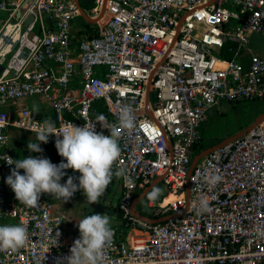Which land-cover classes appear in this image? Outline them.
<instances>
[{"label": "built area", "instance_id": "1", "mask_svg": "<svg viewBox=\"0 0 264 264\" xmlns=\"http://www.w3.org/2000/svg\"><path fill=\"white\" fill-rule=\"evenodd\" d=\"M1 15L0 223L25 226L29 242L0 251V264H65L78 239L64 237L63 217L43 194L36 207L16 200L5 183L14 165L2 160L12 158L8 134L27 132L38 142L36 123L51 119L57 128L97 124L109 135L97 117L118 125L122 105L131 106L135 121L131 130L116 128L121 157L114 170L124 174L109 264H264V119L197 163L183 215L152 223L186 208L207 110L264 100V59L251 54L244 65L238 57L251 35H264V0H107L93 35L80 38L72 30L79 17L73 0H0ZM34 97L50 115L18 104ZM56 139L40 144L36 156L61 163ZM156 178L165 196L145 201L143 210L135 206Z\"/></svg>", "mask_w": 264, "mask_h": 264}, {"label": "clouds", "instance_id": "2", "mask_svg": "<svg viewBox=\"0 0 264 264\" xmlns=\"http://www.w3.org/2000/svg\"><path fill=\"white\" fill-rule=\"evenodd\" d=\"M38 113V112H37ZM102 129H107L109 135L96 131L97 124L87 123L76 126L71 122L57 128L51 119H43L37 124L36 141L28 143L29 153H42L40 144H47L50 136H55V149L63 161L58 165L43 155L13 160L3 156L8 165H14L5 183L11 188L15 198L20 203L36 207L41 194H50L63 202L82 190L87 204H96L104 195L113 176H122L124 170H114V165L121 157L117 126L131 130L135 117L130 105H122L118 114V125L109 123L105 117H97ZM62 137V139H61ZM0 139H4L0 137ZM78 172V183L69 176L61 183L66 171ZM23 170V174H20ZM218 179V178H216ZM161 194L159 188H153L149 199L155 200ZM201 210L207 211V202H202ZM107 214H91L77 223L79 238L73 242L70 255L65 258V264H109L106 248L112 241L114 232L110 226ZM60 232L55 234V245ZM29 242L27 228L23 225L0 226V251H13L25 247ZM56 264H61L57 260Z\"/></svg>", "mask_w": 264, "mask_h": 264}, {"label": "rangeland", "instance_id": "3", "mask_svg": "<svg viewBox=\"0 0 264 264\" xmlns=\"http://www.w3.org/2000/svg\"><path fill=\"white\" fill-rule=\"evenodd\" d=\"M96 2L97 0H80V7L82 5L81 9L86 13V15L93 19L97 17L95 11L97 6ZM1 18L4 19L5 15H1ZM84 23L85 21L81 17H77L73 21L72 30L74 34L78 36V38L86 36ZM18 104L26 105L32 111V113L36 115L40 112V110L43 112V109L47 107V104L41 97L21 100L18 102ZM261 112H264V100L255 103H237L234 107H231L229 103L223 102L219 106L208 109L206 112L207 120L199 127L203 138L202 149H197L195 155L233 136L232 134L240 128L243 130L250 126L255 120L253 117ZM246 119H251V122L249 125L244 127ZM22 140H27L29 143L34 142L30 133L14 129L10 132L8 148L9 153L14 160L25 158L22 156L21 150ZM29 154L33 157H36V153ZM79 175L80 174L78 172L69 170L68 173H66V175L63 177L61 183H64L69 176H72L74 178V182L78 183ZM120 187L121 185L119 177L113 176L112 181L104 193L106 195V205L109 209L115 210L117 199L120 194ZM156 188L161 190L160 195L166 193V189L163 184H160ZM43 196L54 206V211L63 217V224H66L67 227L70 225H77L80 220L92 214V211L84 207V200H86V197L84 196L82 190L77 191L67 202H63L61 199H57L50 194H43ZM159 196L156 198L157 200L155 199L156 201L159 200ZM148 197L149 196L146 198ZM145 199L139 204V207L142 210ZM109 218L111 227H115L120 224V219H118V216H109ZM4 225H16V221L14 219H7L0 223V226ZM75 232H77L79 237V230Z\"/></svg>", "mask_w": 264, "mask_h": 264}, {"label": "water", "instance_id": "4", "mask_svg": "<svg viewBox=\"0 0 264 264\" xmlns=\"http://www.w3.org/2000/svg\"><path fill=\"white\" fill-rule=\"evenodd\" d=\"M25 2H28V0H25ZM106 2H107V0H103L101 11L99 13V17H97L95 19H92L88 15H86V13L81 9L78 0H74V5H75L76 9L79 12V17H81L85 21V23L96 25L103 18L104 14H105ZM18 16H19V12L16 14V17H18ZM31 21H32V17H29L24 22V25L27 26ZM1 71H2V68L0 67V72ZM150 84H151V81H149V83H148L147 92L149 91ZM262 119H264V113H262L258 117H256V119L253 121V123L250 126H248L245 129L241 130L237 134H235V135L223 140L219 144H217V145H215L213 147H210L208 149H205V150L199 152L197 155H195L193 157L192 161H191V164H190V167H189V171H188V175H187V178H186V185H185V188H186L185 197H186V202H187L186 208L183 211H181L180 213H178V214H174V215H171V216H168V217H164V218H161V219H158V220H154V221H152V223H161V222H164V221L168 220L169 218L180 217L181 215H183L185 213V211L187 210L188 206H189V178L191 176V173H192L193 169L197 165V163L199 161H201L204 157H206L209 153L213 152L214 150L219 149V148L225 146L226 144H229L232 141H234V140L240 138L241 136H243L245 133L250 131L254 126H256L258 124V122L260 120H262ZM27 145L28 144L26 142H23V144H22V156L25 157V158H27L29 156V151L27 149ZM161 183H162V178H156L155 180H153L152 183L148 187H146L142 191V193L139 195V197L137 198V200L135 202V206L140 204L148 196V193L154 187L155 188L158 187ZM88 207L91 209L92 214L117 215V211L116 210H111L108 207H106V206H104V205H102L100 203L88 204ZM133 214L137 218L143 219V217L140 216L139 214H137L135 212H133Z\"/></svg>", "mask_w": 264, "mask_h": 264}, {"label": "crops", "instance_id": "5", "mask_svg": "<svg viewBox=\"0 0 264 264\" xmlns=\"http://www.w3.org/2000/svg\"><path fill=\"white\" fill-rule=\"evenodd\" d=\"M78 1H79V5H80V0H78ZM73 2H74V0H73ZM0 20L1 21L3 20L1 18V16H0ZM251 54L257 55L260 58L264 59V35H255V34L254 35H251L249 37V41H248L247 47L238 50V57L241 60L240 62L242 64H244V65H247V63H248V61H247L248 60V56L251 55ZM230 106L231 107H234L232 105H230ZM43 110H44L43 112H41V110H40V112L37 115H39V116H45V115H50L51 114V110L48 107H45ZM262 113H264V112H261V113L256 114L253 118L256 119V117H258ZM250 122H251V119H246L245 126L244 127H246L247 125H249ZM241 130L242 129L240 128L239 130L235 131L232 135H235L236 133L240 132ZM9 134H8V141H9ZM84 203H85L84 207L85 208H88L91 211V209L86 204V200H84ZM106 207H107V205H106ZM109 216H117V215H109ZM77 230H78L77 225H70V226L67 227L66 224H63V226H62V232L64 234V237L65 236H67V237L76 236L77 238H79L77 232H75Z\"/></svg>", "mask_w": 264, "mask_h": 264}, {"label": "trees", "instance_id": "6", "mask_svg": "<svg viewBox=\"0 0 264 264\" xmlns=\"http://www.w3.org/2000/svg\"><path fill=\"white\" fill-rule=\"evenodd\" d=\"M81 7H82V5H81ZM84 25H85V33H86V37H91L92 35H93V27H94V25H92V24H88V23H84ZM78 37V36H77ZM233 49L235 50V47H233ZM227 57L228 58H231L232 57V54L230 53V54H228L227 55ZM98 105H100V104H98ZM232 106H235V105H232ZM100 111H101V108H100ZM26 141V143L28 144L29 142H27V140H22V144H23V142H25ZM202 145H203V143L202 144H200V146L199 147H195V152H196V150L198 149V150H201L202 149ZM165 196V194H163V195H160L159 196V200L160 199H162L163 197ZM147 200H149V197L148 198H146L145 199V201H147ZM157 200V199H156ZM158 200V201H159Z\"/></svg>", "mask_w": 264, "mask_h": 264}, {"label": "flooded vegetation", "instance_id": "7", "mask_svg": "<svg viewBox=\"0 0 264 264\" xmlns=\"http://www.w3.org/2000/svg\"><path fill=\"white\" fill-rule=\"evenodd\" d=\"M98 203H100V204L106 206V195H105V194L100 198V200H99ZM86 204H87V201H86ZM87 205H88V204H87Z\"/></svg>", "mask_w": 264, "mask_h": 264}, {"label": "bare ground", "instance_id": "8", "mask_svg": "<svg viewBox=\"0 0 264 264\" xmlns=\"http://www.w3.org/2000/svg\"><path fill=\"white\" fill-rule=\"evenodd\" d=\"M173 200V198L172 197H170L168 200H167V202H170V201H172Z\"/></svg>", "mask_w": 264, "mask_h": 264}]
</instances>
